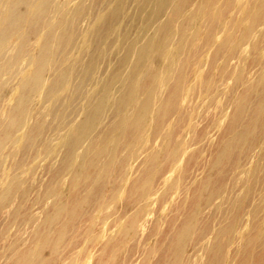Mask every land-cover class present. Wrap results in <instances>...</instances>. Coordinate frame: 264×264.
<instances>
[{
	"label": "bare ground",
	"instance_id": "6f19581e",
	"mask_svg": "<svg viewBox=\"0 0 264 264\" xmlns=\"http://www.w3.org/2000/svg\"><path fill=\"white\" fill-rule=\"evenodd\" d=\"M0 264H264V0H0Z\"/></svg>",
	"mask_w": 264,
	"mask_h": 264
}]
</instances>
